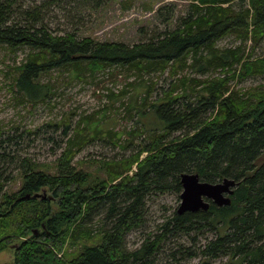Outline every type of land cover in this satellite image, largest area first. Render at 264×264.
Here are the masks:
<instances>
[{
	"label": "trees",
	"instance_id": "1",
	"mask_svg": "<svg viewBox=\"0 0 264 264\" xmlns=\"http://www.w3.org/2000/svg\"><path fill=\"white\" fill-rule=\"evenodd\" d=\"M63 1L0 0V45L28 51L16 80L26 97L38 101L51 94L41 78L61 70L70 81L113 66L162 75L171 68L180 79L161 97L153 100L150 92L128 106L130 117L140 121L125 133L121 148L133 151L100 163L102 179L77 167L78 149L92 139L120 147L123 138L93 126L89 117L76 130L69 118L61 123L66 141L54 172L16 157L8 150L15 137L0 132V163L17 162L22 178L17 192L0 187V254L14 249L7 264H152L169 236L203 234L204 229L214 235L200 248L205 259L264 264V85L232 87L233 81L264 77V54L245 56L242 49L248 42L253 47L264 42V0H193L173 30L133 45L80 36L81 17L73 22L75 29H52L48 11ZM71 1L86 11L107 0ZM227 37L242 46L220 48ZM149 114H156L163 127L148 129L143 120ZM184 173L209 183L236 181L232 204L211 203L207 212L184 215L175 211L130 251L125 237L143 226L147 199L154 193L181 196ZM36 194L46 196L37 199Z\"/></svg>",
	"mask_w": 264,
	"mask_h": 264
},
{
	"label": "rangeland",
	"instance_id": "2",
	"mask_svg": "<svg viewBox=\"0 0 264 264\" xmlns=\"http://www.w3.org/2000/svg\"><path fill=\"white\" fill-rule=\"evenodd\" d=\"M192 2L193 0H107L98 9L79 11L76 3L64 0L60 6L53 4L49 9L47 22L54 30H69L73 22L78 23L77 20L81 17L83 21L76 27L80 36H88L100 42L133 45L149 40L155 33L173 30L178 19L188 13ZM218 44L220 48L241 45L235 37H227ZM242 49L245 50V56H258L264 54V42L261 46L254 47L248 42ZM27 54V50L12 51L0 45V132L5 137H15L9 151L16 157H27L33 165L45 171L54 172L55 161L65 147L66 139L62 135L64 125L61 123L69 118L70 126L76 130L79 122L84 117H89L94 123L93 126L96 125L104 131L113 130L123 138L120 147L92 139L84 142L85 145L78 149L75 159L77 167L93 172L97 179H102L104 173L100 163L121 159L133 151L132 148H121L126 144L123 141L126 139L125 133H130L133 127H137L136 121H140L137 116L130 117L128 106L136 101L141 103L142 97L150 92L153 100L161 97L164 92L178 84L180 79L179 75L172 76L171 68H167L168 73L162 75L161 72L136 73L127 68L113 66L94 77L87 76L82 81H70L64 70L53 71L41 78L53 92L45 98L33 101V97H26L16 86ZM184 73L199 77L193 71ZM215 76H220L219 72ZM259 85H264V77L232 82V87L243 90ZM119 94L122 96L117 97ZM143 122L148 129L163 127L162 120L156 114L147 115ZM51 123L59 127H47ZM79 128L87 129L83 123ZM16 167L17 162L0 163V187L3 186L5 192H17L21 188L22 178ZM41 192L51 194L48 191ZM180 204V193L151 195L143 212V226L125 237L127 248L132 251L148 235L156 234L159 225L172 217ZM202 233L193 231L190 234L169 236V240L163 243L162 248L152 258V264L228 263L227 258L205 259L200 255V248L207 243L206 238L211 239L214 236L209 229H204ZM188 249L190 252L187 254L185 250ZM13 250L7 249L0 254V264L13 262Z\"/></svg>",
	"mask_w": 264,
	"mask_h": 264
},
{
	"label": "water",
	"instance_id": "3",
	"mask_svg": "<svg viewBox=\"0 0 264 264\" xmlns=\"http://www.w3.org/2000/svg\"><path fill=\"white\" fill-rule=\"evenodd\" d=\"M183 191L181 204L177 210L178 215L186 213L207 212L211 203L218 207H229L232 204L231 196L238 183L231 179H225L218 183L202 181L198 174L184 173L181 175ZM45 198L46 195L36 194L35 198ZM53 199V196H49Z\"/></svg>",
	"mask_w": 264,
	"mask_h": 264
}]
</instances>
